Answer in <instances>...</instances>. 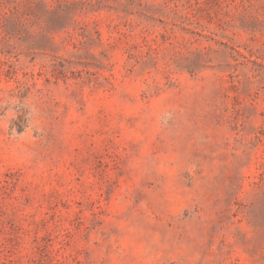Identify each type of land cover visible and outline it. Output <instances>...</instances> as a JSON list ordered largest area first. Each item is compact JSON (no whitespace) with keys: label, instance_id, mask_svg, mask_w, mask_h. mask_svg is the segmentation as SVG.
Here are the masks:
<instances>
[{"label":"rangeland","instance_id":"rangeland-1","mask_svg":"<svg viewBox=\"0 0 264 264\" xmlns=\"http://www.w3.org/2000/svg\"><path fill=\"white\" fill-rule=\"evenodd\" d=\"M0 264H264V0H0Z\"/></svg>","mask_w":264,"mask_h":264}]
</instances>
